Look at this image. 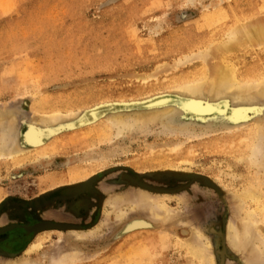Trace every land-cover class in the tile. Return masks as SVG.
<instances>
[{
  "label": "rangeland",
  "instance_id": "374dc122",
  "mask_svg": "<svg viewBox=\"0 0 264 264\" xmlns=\"http://www.w3.org/2000/svg\"><path fill=\"white\" fill-rule=\"evenodd\" d=\"M217 2L0 0V117L11 114L12 121L4 122L17 127L21 146L30 126L42 139L26 156L0 160V264L21 259L59 264L73 252L80 253L74 264H200L183 245L196 242L193 229L201 232V243H209L214 264H264L262 248L249 239L253 234L264 238L262 213L235 197L262 170L264 135L257 156L261 165L253 167L240 161L246 154L237 155L248 142L245 129L227 130L261 119L259 133L264 134V105L245 107L230 95L210 99L222 111L202 118L179 113L173 121L165 116L144 128L134 125L117 138L102 119L109 108L129 115L149 110L153 99L168 95V81L199 68L195 58L205 47L204 18L215 14ZM222 5L233 11L253 6L264 13V0H222ZM188 34L194 35L191 42ZM249 50L241 60L231 56L238 61L228 62L237 79L256 69L264 73V51ZM151 74L155 77L147 78ZM70 112L77 114L73 121L38 123L43 115ZM92 112L99 114L89 118ZM82 119L89 120L70 125ZM162 124L216 132L185 140L164 134ZM262 175L256 177L262 180ZM86 178L93 179L92 190L80 189ZM164 195L170 197L163 201L172 214L166 221L155 217L161 214L150 202ZM114 199H121L126 212L122 220L109 205ZM248 211L260 220L257 233ZM140 217L151 227L120 231ZM37 222L65 228H21ZM228 223L241 233L235 247L225 239ZM245 228L251 237H242ZM37 241L39 248L26 254Z\"/></svg>",
  "mask_w": 264,
  "mask_h": 264
},
{
  "label": "bare ground",
  "instance_id": "6f19581e",
  "mask_svg": "<svg viewBox=\"0 0 264 264\" xmlns=\"http://www.w3.org/2000/svg\"><path fill=\"white\" fill-rule=\"evenodd\" d=\"M219 4V7L222 8L216 9L215 7ZM212 8L213 10H216V12L215 14L208 15L206 16V18H204L208 24L207 27H205L206 31L201 32L202 34L207 33V36L201 38V40L204 41L201 44H204L205 47L202 49L203 52L195 58L199 61V68L195 71L192 70L193 72L189 74H178L179 76H177V78L172 79L173 77H176L173 76L172 78H170L172 80L168 79L170 80L167 82L168 85L166 88V92L168 93V95L160 96L153 99L151 101L152 104L147 107L150 109L145 112H132L130 113L132 115H129L117 113L115 112L117 110L109 108V114H102V119L105 123L104 128L107 130L108 128L113 130L114 138L119 137L121 134H123L124 131L131 129L134 125H139L144 128L149 123L157 121L159 122L162 119L167 118L165 116H168L169 121H173L174 116L179 113H187L191 117L202 118L203 116L210 117L215 112L222 111L221 109L219 110L213 104H211L209 102L210 99L211 101H216L224 96L230 95L234 98L235 103H238L239 105L242 104L245 107L253 103L264 105V73L256 69L251 76H246L244 78L237 79L233 70L230 69L231 67L228 63L230 61L237 62V58L241 60V54H243L249 49H258L260 51H264V13H262L258 9H253V6H250L248 10H228V8H226L225 6L223 7L222 0H218V2L214 4ZM188 35L189 36L186 37L187 41L191 42V37H193L194 35L191 37L190 34ZM231 56H236L237 58H232ZM210 63L213 64V66H211ZM153 77L155 76H152L151 74L147 78ZM172 101H175L176 104L177 102H179L180 108L176 107L172 103ZM74 113L72 114L70 112L69 115L65 114L64 117L56 113H52L48 117H44V115L42 114L43 116L40 117L38 123H40V125L43 127H46L51 124H64L65 121H73L76 118L77 114ZM98 114L99 112H92L88 116L89 118H95ZM6 115L0 117V160L7 159L11 162H14L19 158L26 156L29 152H31V150H35L38 145H41L42 139L38 132L33 128V126H30V128L24 133V144L21 146V144L18 143L17 130L15 129L17 127H14L13 124L6 125L8 122L12 121L13 118L8 119L10 117L9 115L11 114H8L9 117H5ZM5 118L6 121H10L5 123ZM88 120L82 119L80 121H77L76 124L74 121L73 123H70V125L82 126L83 124L87 123ZM258 122H247L238 125L236 128H227L228 131H233L235 129H245V132H247L248 135V142L246 144V147L241 151V153L237 155H241L242 152L243 154H246L247 157L243 160L241 159L240 161H244L245 164H248L249 166L253 167H257L258 164L261 165V162L259 163V160H257V156L261 154V144L263 143V141L261 140L263 139L262 136L264 134H262V132L259 133V127L261 126L258 124ZM188 124L189 122L186 121L185 126H187ZM30 125L34 124L31 123ZM163 128L164 134L175 138L181 136L184 137L185 140L194 137H199L200 135L216 132L215 130L210 129L207 132L200 130L201 132L197 133L191 128H180L179 126L171 127L168 124H162V129ZM254 137H257V142H254ZM244 139L247 140V137L245 136ZM180 145L181 143H178L175 144L174 147H179ZM240 150L241 149L239 148V151L237 150V152H240ZM261 167L262 170L256 173L254 179L253 177H251L249 183L247 184V186H245L246 188H242L243 190L237 193L235 197L240 203L247 202L250 204L253 203L255 206L257 205V207H259L262 213V218H264V165H261ZM261 172L263 173V179L259 180V178L256 176L262 174ZM88 178H90V176ZM85 180L89 182L92 179L86 178ZM83 188L88 191L92 190L90 189L91 187L89 188L87 185L84 184L81 186L80 189ZM167 198L170 197L164 195L162 197H159L157 200L154 199L150 201L152 203V207L154 209H158L161 214H157L155 215V217L158 218L162 216L161 218L163 219V221L170 219L172 216L170 209L166 206L165 202L163 201ZM120 200L121 199H114L112 201L113 203H109V205L113 208L114 211L118 212L119 220H122L125 217L126 212H123L121 210V203H119ZM246 217L249 219L248 222L252 226L251 228L254 229L257 233L259 230L258 224L260 220L257 221L255 219L253 211H248ZM261 222H264V220H261ZM9 226L13 227L14 225L12 224ZM28 226L31 227L33 225ZM226 226L227 227L225 230V239L227 240L230 246L235 247L239 244L241 240V233H238L237 229L231 223H228ZM24 227H27V225H24L22 228ZM150 227L151 223H149L144 218L140 217L136 219H131L127 224L121 227L120 231L129 232L136 229L141 230ZM27 231L33 232L32 230ZM69 232L74 237H82V235L76 232V230L69 229ZM192 233L193 237L196 238V242H194L193 240H188L183 243L188 252V257L190 259H197L200 264H214L211 255L207 251L209 243H201V241L203 240V236L199 230L193 229ZM243 233L244 236L242 237L245 238L249 236L251 237L252 235V231L248 228H245ZM249 239H252V242L256 246L262 248V252H264V238L253 234V238ZM182 242L183 241H181V244ZM39 246L40 243L38 241L37 243L30 244L29 247L26 249L25 253L30 254L31 252L37 250ZM77 254L80 253L73 252L70 257H67L69 260L65 258L59 264L76 263L78 261ZM26 263H28L27 260L22 261L21 259V261L19 262L16 261L14 263L9 264Z\"/></svg>",
  "mask_w": 264,
  "mask_h": 264
},
{
  "label": "water",
  "instance_id": "95a60500",
  "mask_svg": "<svg viewBox=\"0 0 264 264\" xmlns=\"http://www.w3.org/2000/svg\"><path fill=\"white\" fill-rule=\"evenodd\" d=\"M92 181H89L87 183H84V185H87L89 188L91 187V184H92ZM81 188V187H80ZM84 189V188H83ZM16 226V225H15ZM14 226V227H15ZM19 227V226H17ZM22 228V227H21ZM25 228V229H24ZM23 229L25 231L27 230H32L33 232H37L38 230H43V229H49V228H57V229H62V228H65L64 226L62 225H59V224H53V223H50V222H37L35 223L33 226H27V227H24ZM3 231V230H0V232ZM29 232V231H28Z\"/></svg>",
  "mask_w": 264,
  "mask_h": 264
}]
</instances>
